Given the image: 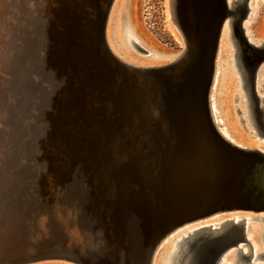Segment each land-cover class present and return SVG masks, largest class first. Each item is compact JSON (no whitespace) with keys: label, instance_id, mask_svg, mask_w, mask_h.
Segmentation results:
<instances>
[{"label":"water","instance_id":"95a60500","mask_svg":"<svg viewBox=\"0 0 264 264\" xmlns=\"http://www.w3.org/2000/svg\"><path fill=\"white\" fill-rule=\"evenodd\" d=\"M58 1L48 9L51 19L32 22L23 13L31 9L29 0H15L16 19L35 23L23 20L16 28L15 81L0 88V98L9 127L21 132V125L30 126L27 96L32 101L37 93L43 100L45 107H37V135L60 202L28 221L15 217L7 237L0 230V241L7 238L0 264H151L160 242L189 223L221 212L264 216V153L223 140L207 98L227 16H233L229 22L241 59L243 50L253 51L241 28L248 0H236L230 8L225 0H175L186 53L178 62L147 68L127 65L108 50L104 29L113 0ZM257 51L264 58V49ZM38 77L45 87L35 81ZM251 98L258 100L252 92ZM254 113L256 128L264 132V107ZM15 143L11 134L8 144ZM54 156L60 160H51ZM25 176L20 169L0 171L5 205L16 199L15 184ZM56 203L75 215L82 236L78 245L68 243L71 236L56 219ZM244 224V218L230 219L219 228L194 230L200 241L191 264H217L232 249L241 264L262 259L253 258ZM223 226L224 233L214 235ZM23 227L33 240L15 245L25 240ZM39 236H50L52 248L35 246Z\"/></svg>","mask_w":264,"mask_h":264},{"label":"rangeland","instance_id":"374dc122","mask_svg":"<svg viewBox=\"0 0 264 264\" xmlns=\"http://www.w3.org/2000/svg\"><path fill=\"white\" fill-rule=\"evenodd\" d=\"M231 1H235V0H231ZM135 2H136L135 13H137V18L136 20L133 19L132 20L136 26L135 29L138 35L145 41V43L142 44L137 40L138 42L137 44H139L138 49L128 47L125 44L124 33L122 31L124 25V19H123L124 16L122 11L119 13L118 10L120 9V6L119 4H117L113 8V11L111 12L109 25H108L107 37L111 48L116 52V54L119 56L120 59L128 62V64H131L135 67H145V66L155 67L157 64L169 63L170 61H166V63H164V61L156 60L154 59V56L149 57V55L153 54V51L156 52L173 51L174 53L175 51L181 48V43L179 39L182 37L180 36V33H178L180 32L179 29L177 28V26H175V24L172 23L171 26L170 22L167 21V16L165 14L166 9L164 5L165 1L136 0ZM28 3L29 5L32 6H30L31 9L29 11L24 12L25 10H23L24 16L27 13H29L27 15V18L29 17L28 19H30L32 22L33 21L42 22L45 16L50 17V13L52 11L48 12V9L51 8L53 10L54 9L53 6L56 5L58 6L59 1L29 0ZM133 8H134V0H131L129 8L126 9L129 15L130 14L132 15ZM14 9H15V0H0V11L2 12V14H0V21L2 22L4 30H7L8 32L7 34L6 31L2 32L3 36L0 39L1 40L0 88L9 87L11 86L10 84H14L15 81L14 70L12 71V69L15 67L13 64L14 49L12 48L11 44L16 33H18V31L20 30L16 28L21 27V23H23V20L26 21V24H28V26H32L35 23V22L30 23V21L24 19L25 18L24 16H22V19L21 17L15 19L16 14ZM117 15H119L118 20L115 19ZM227 21L228 18H226L223 21V24L227 25ZM225 26L224 28L226 29H224L223 31L225 32L224 33L225 37L223 34V36L221 37L222 39H220L221 41L219 47H217L220 49H216V54H215V61L217 57L216 62L218 63L215 62L217 64V68L214 74L215 73L216 74L215 76H213L212 84H210L209 86V90L212 92L210 91H209L210 93L208 92L209 100L212 99L210 101L213 102L214 104V111L212 112L213 113L212 116L214 118L215 125L217 126L216 129L218 130L219 128L222 131L224 130L223 132H225L226 134L228 133L227 135L229 136V138L234 140L235 143L245 146V148L247 149L259 148V149H263L264 151V135H261L263 137L259 136L260 134L259 131H257L255 128L252 127L251 119L247 115L248 110L246 108V96H247V92L249 91V88L246 87L244 89H241L239 87V78H240L239 73L235 68L233 69L231 65L232 61L230 60H232L234 48L232 46V41L228 36L230 34V26L229 24H228V28L227 26L226 27ZM248 26L250 28H248L247 33L251 34L250 35L251 37H254V35L252 34H255L251 32L253 31L251 30L252 28L254 30L256 29L257 32H261L264 34V0H248L247 12L245 14L244 19L241 22L242 34L244 36H245L244 29L245 27L247 28ZM176 29H178V32ZM171 30L173 33L171 32ZM174 33L177 35L176 38L174 36ZM139 48L141 49V51L139 50ZM35 81L40 85V87L46 86L45 82H42V80H40L39 77ZM1 90L3 91L4 89L2 88ZM253 91H255L254 92L255 96L258 99L257 100L258 106L264 107V103H262V99H264V59L258 63L255 69V75L253 79ZM28 97L29 96H27L28 104L26 107H24V109L26 112V116L27 115L29 116L28 120H30V126L24 127L23 125H21L23 129L22 132L13 130L11 127H9L8 122L6 120V115L8 113H6L5 108L3 109L4 104H1L2 99L0 98V171L11 172L12 170L20 169L21 171L24 172V175H26L25 180L15 184L16 191L14 196L16 197L17 200L15 199L13 201H10L9 203L11 204H8V206L5 205V202H8L7 192L5 193V190H3V186H5L6 184L0 181V224L3 225V226L0 225V230H3L2 232L3 237H7V231L10 229L11 225L15 222V217H19L18 221L20 222L23 219L28 221L30 219V215H32L33 213L37 214L38 212L41 213L42 211H45V209L47 208L49 209L51 203L55 202L56 198H58V192L55 190L54 187L55 184L52 182L51 177L48 173L50 161L47 159L45 154L43 155L44 143L40 141L43 139L41 136L39 137L37 135L38 129L40 128L38 127L39 114L37 111V107L40 108L41 106L43 108L45 107V105L42 104L43 100L41 101L40 98L37 99L38 97L37 93L35 94V97L32 98V101H30L31 99ZM38 104H40V106H38ZM216 119H218L219 121ZM226 123H231L230 125L233 124L231 126L232 129L231 128L229 129V126L226 127L227 126V125L225 126ZM52 127L53 126L51 125L50 130H53ZM233 128H236L237 135L242 138L241 142H239L236 138L233 137L231 133V131H233ZM11 134H13V137H15V142H16L13 146L12 144L11 145L8 144L9 138L11 140ZM26 170H29V172H32V174H26ZM46 174H48L47 176L49 177L47 179H46ZM5 178L6 177H4V179ZM26 196L28 197L26 198ZM229 215L230 216L236 215L239 217L238 218L239 220L240 218L242 219L243 217L245 220L246 218L247 219L249 218L245 222L248 225L247 227V225L245 224V229L247 228L249 230L251 228L250 230L252 231L251 232L249 230V235H250L249 237L250 239L252 238L251 239L252 241L250 242L249 246L250 247L252 246L251 248H253L256 254L263 253L264 243L262 242L264 241V225H263L264 223H262V221L259 220V218L260 217L264 218V216L241 215L237 213H231V214L222 213L221 215L219 214L218 216L217 215L216 216L217 217L222 216V218L224 216L226 218V216L230 217ZM256 217L258 219H256ZM222 218L220 219L218 218L216 220L213 219L215 221L214 223L219 222L217 224H220V222L226 220L225 218L223 219ZM191 224L193 226H196V224L199 223L194 222L187 224L188 226L185 225L179 229H176L177 231L174 230L170 234V236H167L168 238L166 239L164 238L163 240L167 241L165 242L167 244L163 243L164 242L163 240H162L163 242L162 241L160 242L161 245L159 244L157 247L158 249L159 248L160 249L157 250L156 248L157 251L155 250L152 256V259L153 257L155 258L151 260V264H166L165 262L166 256L169 252H171V247L172 244L174 243L173 240L174 241L178 240V236H180L181 234L185 235L186 232L181 233L180 230L181 231L183 229H186L185 231L191 230V228H193ZM247 229H246V233L248 231ZM253 230L254 232L256 231L254 237H253V233H254ZM31 231L34 232V230ZM22 232L25 235V240L21 242L18 241L20 243L17 242L15 243V245L22 244L26 246L28 239L30 241L33 240L34 235L33 234L28 235V231L26 227L22 228ZM53 235L54 233H52L50 236L53 237ZM50 236L47 238H40L41 236H39L40 239L34 241L35 246H38L39 248H41V250L48 251L49 248H52ZM261 236H262V242H261ZM6 239L4 238L2 241H0V247L3 245ZM171 239L172 241H170ZM247 249H248L247 247H244L242 249V252L245 253ZM232 250L235 251V249ZM232 250L225 253V255L221 257L220 261L217 264H222V263L233 264V260L235 257L234 254H236V252H233ZM223 258H225V260H222ZM20 260L23 261V258ZM48 262L51 261H40L31 264H49ZM251 264H264V257L262 259L258 258L252 261Z\"/></svg>","mask_w":264,"mask_h":264},{"label":"bare ground","instance_id":"6f19581e","mask_svg":"<svg viewBox=\"0 0 264 264\" xmlns=\"http://www.w3.org/2000/svg\"><path fill=\"white\" fill-rule=\"evenodd\" d=\"M136 0H134V8H133V11H132V15L130 14H128V11L126 10V9H128L129 8V6H130V3H131V0H113L112 1V3H111V6H110V8H109V10H108V14H107V17H106V22H105V29H104V39H105V43H106V46H107V48H108V50L117 58V59H119L121 62H123V63H125V64H127V65H130V66H132V67H135V66H133V65H131V64H128V62H126V61H124V60H122V59H120L119 58V56L116 54V52L111 48V46H110V44H109V41H108V25H109V20H110V15H111V12L113 11V8L117 5V4H119V6H120V9L118 10L119 11V13L122 11L123 12V19H124V25H123V33H124V42H125V44L128 46V47H132V48H136L134 45H136L137 47H139V44H137L138 42H137V40L140 42V43H142V44H144L145 43V41L138 35V33H137V31H136V29H135V24H134V22H133V20H136V18H137V13H135L136 12V2H135ZM165 1V3H164V5H165V14H166V16H167V21L168 22H170V24H171V26H172V23L173 24H175V26H177V28L179 29V31L180 32H178V29H176L177 30V32L178 33H180V36L182 37V38H178L179 39V41H180V43H181V48L180 49H178L177 51H175L174 53H173V51H161V52H156V51H153V54H151V55H149V57H153L154 56V59H156V60H160V61H164V63H166V61H170L169 63H167V64H170V63H175V62H178V61H180L181 59H182V57L185 55V53H186V50H187V46H186V43H185V39H184V37H183V33H182V29H181V26H180V24H179V22H178V20L176 19V11H175V7H174V5H175V0H164ZM236 2V0L235 1H231V0H225V3H226V6H227V8H230L232 5H234V3ZM125 7V8H124ZM124 9H125V11H124ZM15 10V9H14ZM127 11V12H126ZM1 12V11H0ZM0 14H2V12L0 13ZM122 17V16H121ZM118 18H119V15H117L116 16V18L115 19H117L118 20ZM170 18V19H169ZM226 18H228V21H227V28H228V24H229V26H230V37H231V39L233 40V46H234V53H233V55H232V60H230V61H232L231 62V65H232V68L234 69H236L237 70V72L239 73V76H240V78H239V87L241 88V89H244V87L246 88V87H248L249 88V91L247 92V96H246V108H247V110H248V112H247V115H248V117L251 119V125H252V127L253 128H255L257 131H259V136H261V135H264V132H262L261 130H258L257 128H256V121H255V118H256V116H255V113H254V110H256V108L257 107H259L258 106V104H257V100L255 101V100H253L252 101V98H251V92H252V87L250 88V86H248V81H247V72H246V68H245V64H244V62H243V59H241V57H240V48H239V46H238V44H237V42H236V39H235V36L233 35V33H232V26H231V23L229 22V20L230 19H232L233 18V16H227ZM225 18V19H226ZM12 19V18H11ZM16 19V18H15ZM133 19V20H132ZM13 21V20H12ZM226 23V22H225ZM223 23H222V26H221V29H220V34H219V38H218V42H217V47H219V44H220V39H222L221 37L223 36V34L225 33V32H223L224 31V29H226V28H224V26H225ZM174 26V25H173ZM225 26V27H226ZM252 27V26H251ZM254 27V26H253ZM248 28H250L249 26L246 28L245 27V29H244V31H245V38H246V41L247 42H249L250 44H252L254 47H261V48H263L264 49V34L263 33H261V32H257V30L255 29H251V30H253V31H251L252 33H255V34H252V35H254V37H251L250 35L251 34H249V33H247V31H248ZM255 28V27H254ZM6 31V34L8 33L7 32V30H4V28H3V25H2V22L0 21V39L2 38V32H5ZM226 31V30H225ZM249 31H250V29H249ZM260 31V30H259ZM171 32H172V30H171ZM250 32V33H251ZM173 33V32H172ZM228 34V33H227ZM7 36V35H6ZM174 36H175V38H176V34L174 33ZM229 36V35H228ZM10 37V36H9ZM224 37H225V34H224ZM223 37V38H224ZM182 39V40H181ZM225 40V39H224ZM178 41V40H177ZM0 42H1V40H0ZM0 45H1V43H0ZM224 45V44H223ZM221 47V46H220ZM136 49H138V48H136ZM140 49V48H139ZM217 49H220V48H217ZM7 52V51H6ZM253 52H254V50H253ZM220 53V52H219ZM11 56V55H10ZM7 57V56H6ZM219 58V57H218ZM220 59V58H219ZM1 60V59H0ZM216 61H217V57H216ZM215 61V58H214V68H213V73H212V78H211V83L210 84H212V80H213V76H215V74H214V72H216V68H217V64L216 63H218V62H216ZM216 62V63H215ZM160 63V62H159ZM167 64H157L155 67H160V66H164V65H167ZM230 64V63H229ZM153 67V66H152ZM220 67V66H219ZM145 68H147V66H145ZM218 71H219V69H218ZM217 71V72H218ZM240 72H242L243 73V76H241L240 75ZM214 74V75H213ZM215 78V77H214ZM255 79H256V77H255ZM256 81H257V79H256ZM9 88H10V86H9ZM248 90V89H247ZM210 91V90H209ZM208 91V92H209ZM210 92H212V91H210ZM209 92V93H210ZM255 92V91H254ZM209 93H208V96H207V98H208V111H209V115H210V118H211V120H212V122L214 123V125H215V122H214V118H213V116H212V112L214 111V104H213V102H211L210 100H212V99H210L209 100ZM256 98V97H255ZM257 99V98H256ZM263 100V99H262ZM216 120H218V119H216ZM219 121V120H218ZM217 124V123H216ZM231 123H226L225 124V126L226 127H228L229 126V129L231 128V126L233 125H230ZM249 124V123H248ZM217 126L215 125V128H216ZM228 129V128H227ZM228 129V130H229ZM232 129V128H231ZM217 130V129H216ZM224 131V130H223ZM222 130H220L219 128H218V130H217V132H218V134L221 136V138L223 139V140H225L226 142H228V143H230L231 145H233V146H235V147H238V148H241V149H247V148H245V146H242V145H240V144H237V143H235V141L234 140H232L231 138H229V136L225 133V132H223ZM231 133H232V135H233V137L234 138H236L239 142H241L242 141V138L240 137V136H238L237 135V132H236V128H233V131H231ZM231 135V134H230ZM258 137V136H257ZM261 137H263V136H261ZM245 138V137H244ZM244 141V140H243ZM249 142V141H248ZM263 142V141H262ZM256 144V143H255ZM256 148V147H255ZM257 149V148H256ZM256 149H248V150H256ZM258 151H260V152H262V153H264V151H263V149H257ZM51 160H55V161H57L58 162V160H60V157L59 156H54ZM56 163V162H55ZM49 175H50V177H51V173H49ZM52 178V177H51ZM54 195V194H53ZM56 200H58V202H60V200H59V198H56ZM55 200V201H56ZM56 208H54L55 209V215H56V219H58V222L63 226V228L66 230V233H68L70 236H71V238H70V240H69V242L68 243H75V244H77V242L78 241H80L81 242V240H82V236L81 235H79V233H78V231H77V229H76V226H75V215H72L71 213H70V209H66V208H63V207H60L59 205H57V203H56V206H55ZM222 213H226V214H231V213H237V212H221V213H216V214H214V215H211V216H209V217H205L204 219H202V220H198V221H195V223H199V224H196V226H193L192 224V226H193V228H191V230H189V231H185L186 229H183L182 231L180 230V232L182 233H184V232H186L185 233V235H183V234H181V235H183V236H178V240H173V244H172V247H171V252H169L168 254H167V256H166V264H191V255H192V253L194 252V248L196 247V244L200 241V234H199V232H197V233H193V231L194 230H196V229H198V228H201V227H204V226H211L212 228H219V225L221 224V223H223L224 221H226V220H230V219H232V221L233 222H237V221H239V217L238 216H230V217H227L226 216V218L223 216V218H225L226 220H224L223 222H220V224H217V223H219V222H217V223H214L215 221L213 220V219H220V218H222V216H220V217H217L219 214L221 215ZM237 214H241V215H252V214H250V213H237ZM217 215V216H216ZM216 216V217H215ZM258 217V216H257ZM256 217V219H258ZM222 218V219H223ZM244 218V217H243ZM242 218V219H243ZM261 218V217H260ZM259 218V220H261ZM249 219V218H248ZM247 218H246V220H245V222L248 220ZM251 219V218H250ZM240 220H241V218H240ZM202 221V222H201ZM218 221V220H217ZM251 221V220H250ZM249 221V222H250ZM255 221H257V220H255ZM248 222V223H249ZM261 222V221H260ZM192 223H194V222H192ZM262 223H263V221H262ZM190 224V223H189ZM246 225H247V223H245ZM244 224V225H245ZM195 225V224H194ZM264 225V224H263ZM186 226H188V225H186ZM226 226H223V228L222 229H220L216 234H214V235H216V236H221L223 233H224V230H226V228H225ZM247 227H248V225H247ZM253 228H255V227H253ZM252 228V229H253ZM247 229V228H246ZM245 229V230H246ZM251 229V228H250ZM249 229V230H250ZM248 230V229H247ZM249 230L247 231V233H246V239H248V241H249V244H250V242L252 241L251 239H250V235H249ZM177 231V230H176ZM251 231V230H250ZM179 232V233H180ZM252 232V231H251ZM250 232V233H251ZM253 232H254V230H253ZM256 232V231H255ZM255 232L253 233V237H254V234H255ZM178 233V234H179ZM170 236V235H169ZM166 238H168V237H166ZM165 238V239H166ZM181 238H183V240H180ZM172 239H174V238H172ZM172 239L170 240V241H172ZM207 239V238H206ZM167 240H169V239H167ZM77 241V242H76ZM164 241V240H163ZM162 241V242H163ZM165 242H167V241H164L163 243H165ZM261 242H262V236H261ZM262 243H264V241L262 242ZM165 244H167V243H165ZM164 244V245H165ZM256 244V243H255ZM78 245V244H77ZM82 245V244H81ZM161 245V244H160ZM163 245V244H162ZM71 246V245H70ZM69 247V246H68ZM161 247V246H160ZM252 247V246H251ZM250 247V252H251V254L253 255V258L256 256V255H263L264 256V252L263 253H260V254H256L255 253V251L253 250V248H251ZM256 247V246H255ZM160 249V248H159ZM158 248H157V250H159ZM156 250V251H157ZM233 251V250H232ZM233 252H236V250L235 251H233ZM242 252V251H241ZM243 253V252H242ZM156 254V253H155ZM231 254V253H230ZM225 255V254H224ZM223 255V256H224ZM227 255V254H226ZM235 255V257H234V260H233V264H241L242 263V260H241V258L238 256V254L236 253V254H234ZM229 256V255H228ZM155 257H153V259H154ZM152 259V260H153ZM258 259V258H257ZM222 260H225V258H223ZM256 260V259H255ZM254 261V260H253ZM49 264H72V263H68L67 261H52V262H48ZM153 263V262H152ZM226 263V262H225ZM223 264V263H222Z\"/></svg>","mask_w":264,"mask_h":264},{"label":"flooded vegetation","instance_id":"af4514ba","mask_svg":"<svg viewBox=\"0 0 264 264\" xmlns=\"http://www.w3.org/2000/svg\"><path fill=\"white\" fill-rule=\"evenodd\" d=\"M243 35V34H242ZM229 37H230V34H229ZM243 37H244V41H245V43L248 45V46H250L253 50H254V52L253 51H246V50H243L242 51V55L244 56L242 59H243V62H244V64H245V68L247 69V70H250V75H251V78H252V93H253V96L254 97H256L255 96V93H254V91H253V79H254V75H255V69H256V67H257V65H258V63L261 61V60H263L264 58H261L260 57V54H259V52L257 51V50H261L262 48L261 47H254L252 44H250L249 42H247L246 41V38H245V36L243 35ZM230 39H231V37H230ZM231 41H232V46H233V40L231 39ZM233 48H234V46H233ZM235 49V48H234ZM235 51V50H234ZM255 64H257V65H255ZM240 75L241 76H243V73L242 72H240ZM245 88V87H244Z\"/></svg>","mask_w":264,"mask_h":264}]
</instances>
